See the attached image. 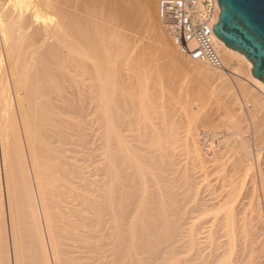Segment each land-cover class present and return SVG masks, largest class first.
<instances>
[{"label":"bare ground","instance_id":"obj_1","mask_svg":"<svg viewBox=\"0 0 264 264\" xmlns=\"http://www.w3.org/2000/svg\"><path fill=\"white\" fill-rule=\"evenodd\" d=\"M98 1L0 0V264H264L261 205L245 183L264 155L237 131L216 140L221 125L199 103L220 95L224 72L188 65L144 0L148 31L181 74L218 82L168 99L153 64L130 53L139 0L110 11ZM216 38L223 64L247 66L258 90L238 84L264 112L251 62ZM210 123L206 152L197 132ZM89 142L98 152L77 156Z\"/></svg>","mask_w":264,"mask_h":264},{"label":"rangeland","instance_id":"obj_2","mask_svg":"<svg viewBox=\"0 0 264 264\" xmlns=\"http://www.w3.org/2000/svg\"><path fill=\"white\" fill-rule=\"evenodd\" d=\"M105 1L107 2V4ZM143 1L144 0H139V2L137 4H138V7L140 9H138L137 13L133 16L134 18L132 17L130 19V22H129L131 24V26L134 25V26H136V28H133L134 26H132L133 30L130 33L132 35L129 34L127 36V39H130L132 41L135 40L134 42H135L136 47L131 49L130 53L134 54V56H137L138 58H140V61H139L138 65H136V67L141 68L144 64L152 63L154 66V69L151 73L152 76L150 75L152 77L151 80H153L152 82H154V84L157 86L164 85V87H163L164 94H168V95L170 94L171 95V96L167 95L168 99L176 97L177 99L182 100L184 103H188L189 101L192 100V99H190V98H192L190 96L192 95V93L194 91H199L200 94L203 93L202 95L204 97H205V95L208 96L209 95L208 94L209 89L207 86H209V88L212 87L214 84L218 86V82L217 83L214 82L212 85L210 83V81L205 80L202 77L199 78V76H197V75H188V76H193L189 79V77L187 75L181 74L184 71L182 69L180 70V68L176 64H174L170 61L167 54L160 47L158 41L154 38L153 33L151 31H148L149 30L148 29V27H149L148 20L144 19L146 16V11H144L140 7L143 4ZM98 2H99V6H102V10H103V6H104V9L106 8V11L107 10L110 11V10L114 9V7H115L114 0H99ZM156 10L158 11V0H156ZM141 16H143V17H141ZM158 19H159V16H158ZM140 22H142V23H140ZM159 22L162 23V21L160 19H159ZM161 25H162V28L164 29L165 33H166L165 27H163L164 25L163 24H161ZM122 27L123 26L121 25L120 28H122ZM166 38L171 42V39H169L167 33H166ZM150 41H152V42H150ZM152 44H155V45L152 46ZM176 49H177V47H176ZM157 51H161V52H157ZM177 51L179 52L178 49H177ZM139 54H141V55L139 56ZM162 55H164V56H162ZM179 55L183 59L185 58L184 60H186V59L188 60V61L186 60L188 62V65H189V61H190V65H193V66H194V64L195 65L197 64V66H200V65L206 66L202 63H198V62H195V61L188 59L187 57L183 56L180 52H179ZM165 56H167V57H165ZM166 60H169V61H166ZM168 62H171L172 64H169ZM243 64H245V63L238 62L237 60H233L231 68H228L227 64H225L224 65L225 68L219 69L220 71L224 72L223 74H225V77H226L224 84H222V85L220 84L218 86V88L221 89V90H219V92L221 91L220 95L212 97V98L210 96L208 98H205V99L203 98L205 101L204 102L201 101L199 103L200 104L205 103V105L203 104L202 106L206 107L205 109H207V108L208 109L207 110L204 109V110L206 112L210 111V112H207L209 115L208 114H206V115L207 116L212 115L210 117V121L218 123V124H216V126H217L216 129L219 128V125H221L220 126L221 128H219V129H222V130L217 129L218 132L215 128H213L215 130V132H217L216 135L214 136V138L216 140L222 139V138H227L229 136H230V138H229V140H230V139L234 138L233 136H231L232 133L235 136L236 135L235 132L237 131V133H240V135H241V136L240 135L239 136L247 141V143L249 144V147H250L249 149L254 154H256L257 152H261V154L263 153V155H264V143H261V144L259 143L262 141L264 142V137L262 136L264 134H262L263 131H261V130H264V129H261V128H264V112L261 109L260 105H258L257 102H254L255 100L252 99V96L250 95V93L248 95V93L246 91H245L246 93L242 92V89L240 88V86L238 84V82H240L239 80H241L242 84H243V82H245L243 85L250 86L252 89L258 90L253 84H251V81H249V79L248 80L246 79L247 77L245 76V74L247 73V66L243 65ZM129 66L131 67L132 65L129 64ZM237 66H239L241 73L237 74V73H233L230 71L233 67H237ZM211 70H215V69H211ZM216 70H218V69H216ZM239 74L242 76H240ZM169 86H172V87H169ZM220 86H222V87H220ZM166 91H167V93H166ZM170 92H172V93H170ZM190 92H192L191 95H190ZM258 92H260V91H258ZM186 93H187V95H185ZM188 93L190 96L188 95ZM205 93H207V94H205ZM182 94H184V95H182ZM260 95L262 97H264V93L260 92ZM183 96H185L186 98ZM180 100H179V102H181ZM186 100H188V102H186ZM167 102H169V100ZM227 113L231 114V116H228ZM228 117H230V118H228ZM213 118H215L214 119L215 121L213 120ZM229 119H231V121H229ZM226 122H227V124H226ZM230 122H232L231 124H233V125H230ZM212 123H210V125L209 124L204 125V127H202V128H200V126H199L198 132H197V133H199L201 131L200 135H197V136H200V137H198V140H200L201 143L203 142L202 143L203 149L206 152H207L208 143H209V141L212 140V138H211L212 134L207 135V134H210L211 130H209V129H211V128L207 129L206 127L213 125ZM95 124H97V123L93 122L91 124V126L89 127L90 129L91 128L93 129L91 131V133H93V135H90V139H91L90 141L91 142H95L96 139H97V142H99L98 139H99L101 130ZM227 125H229L230 128H228ZM213 127H215V126L213 125ZM199 129H201V130H199ZM258 130H260L261 135L258 134L259 133ZM220 131H221V133H220ZM204 134H206V135L204 136ZM258 136H259V138H257ZM8 137H9L10 141L13 140V134L11 132H9ZM92 137H97V138L93 139ZM237 137L238 136L236 135L234 139H237ZM207 139L209 141H207ZM234 139H232L230 141H234ZM21 141H22L23 146H25L23 137H21ZM91 142H89V145H87V147L97 145V143L93 144ZM147 145L149 146V148L145 144L141 145L142 148L147 147L146 148L147 151H144L145 150L144 149V150H142V152H145L147 155H155V154L159 153V151L156 152L154 150L155 148H153V147H157V146H154V145L152 146L150 144H147ZM89 148L90 147L81 148V151H79L77 153L78 154L77 156H84V155L90 154V153L96 154L98 152L96 150H93V152H92V149L94 147L91 149H89ZM78 149L80 150V147ZM82 149H84V150H82ZM148 149H151V150H148ZM89 150L91 151L90 153H89ZM84 151H87V152L84 153ZM149 151H152V152H149ZM153 151L156 153H154ZM94 152H96V153H94ZM79 153L81 155H79ZM82 153H84V154H82ZM87 156L89 158H91L93 155H87ZM0 157H1V155H0ZM252 164H253V168H252V171L249 173V174H251V177H249V175H246L247 177L245 176V179H246L245 183H247L249 185L250 183H248V182H250V180H253L254 185L256 184L255 185V194L257 195V198L259 200V204L261 205V211L264 213V190H262V189H264V160L262 163H252ZM240 165H241L240 166L241 170L239 171V175H240V177H242V175H244V170H243L244 168H241V167H243L244 165L243 164H240ZM259 170H261V173H263V174H261ZM252 174L254 176H252ZM260 181H262V182H260ZM247 184L244 185L243 193L247 192V190H246L247 189L246 186H248ZM262 212H261V224H262V228H264L263 227V225H264L263 224L264 223V214H262ZM6 216H7V213H6ZM9 229H10L9 225H7L8 234H9ZM12 263H13V260L11 259L10 264H12Z\"/></svg>","mask_w":264,"mask_h":264},{"label":"built area","instance_id":"obj_3","mask_svg":"<svg viewBox=\"0 0 264 264\" xmlns=\"http://www.w3.org/2000/svg\"><path fill=\"white\" fill-rule=\"evenodd\" d=\"M218 14L217 0H158L159 18L179 52L219 70L225 67L212 30Z\"/></svg>","mask_w":264,"mask_h":264},{"label":"water","instance_id":"obj_4","mask_svg":"<svg viewBox=\"0 0 264 264\" xmlns=\"http://www.w3.org/2000/svg\"><path fill=\"white\" fill-rule=\"evenodd\" d=\"M217 1L219 14L213 32L241 52L252 64V75L264 83V0Z\"/></svg>","mask_w":264,"mask_h":264}]
</instances>
